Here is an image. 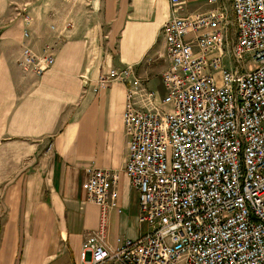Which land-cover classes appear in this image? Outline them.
Returning <instances> with one entry per match:
<instances>
[{
  "label": "built area",
  "instance_id": "obj_1",
  "mask_svg": "<svg viewBox=\"0 0 264 264\" xmlns=\"http://www.w3.org/2000/svg\"><path fill=\"white\" fill-rule=\"evenodd\" d=\"M209 1L205 12L162 24L164 91L132 64L95 79V91L126 84L123 170L146 231L108 243V209L121 211L118 173L89 165L83 187L100 222L84 237L79 264H264V0ZM23 16L26 38L32 16ZM59 40L39 51L25 45L18 65L44 72Z\"/></svg>",
  "mask_w": 264,
  "mask_h": 264
},
{
  "label": "crops",
  "instance_id": "obj_2",
  "mask_svg": "<svg viewBox=\"0 0 264 264\" xmlns=\"http://www.w3.org/2000/svg\"><path fill=\"white\" fill-rule=\"evenodd\" d=\"M212 5L0 0V264H79L81 243L100 222V206L83 187L89 165L118 173L121 211L108 209V243L146 229L137 220L138 191L123 170L126 84L115 80L98 91L93 85L110 67L132 64L158 89L169 64L162 24ZM56 37L51 67L38 74L18 65L25 45L39 51Z\"/></svg>",
  "mask_w": 264,
  "mask_h": 264
},
{
  "label": "rangeland",
  "instance_id": "obj_3",
  "mask_svg": "<svg viewBox=\"0 0 264 264\" xmlns=\"http://www.w3.org/2000/svg\"><path fill=\"white\" fill-rule=\"evenodd\" d=\"M228 1V0H227ZM231 17H233V15H231ZM157 88L160 90V92L164 91V88H163V85H162V82H160V84L157 86ZM146 229L144 228L143 232H145Z\"/></svg>",
  "mask_w": 264,
  "mask_h": 264
}]
</instances>
